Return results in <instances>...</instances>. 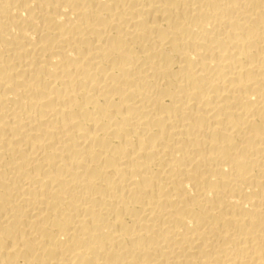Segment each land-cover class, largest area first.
<instances>
[{"label":"bare ground","instance_id":"1","mask_svg":"<svg viewBox=\"0 0 264 264\" xmlns=\"http://www.w3.org/2000/svg\"><path fill=\"white\" fill-rule=\"evenodd\" d=\"M0 264H264V0H0Z\"/></svg>","mask_w":264,"mask_h":264}]
</instances>
